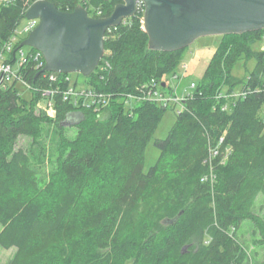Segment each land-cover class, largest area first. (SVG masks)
Masks as SVG:
<instances>
[{"label": "trees", "instance_id": "16d2710c", "mask_svg": "<svg viewBox=\"0 0 264 264\" xmlns=\"http://www.w3.org/2000/svg\"><path fill=\"white\" fill-rule=\"evenodd\" d=\"M50 1L62 11L83 4ZM118 1L89 3L105 17ZM26 11L22 0L0 2V53ZM143 22L140 10L108 29L99 64L110 67L85 76L89 89L108 97L105 107L65 100L61 90L69 82L51 81L34 58L16 70L29 97L16 81L0 82V245L16 249L8 264H264L251 262L240 240L249 223L251 245L264 249V218L254 209L264 195V50L257 46L264 29L220 35L167 137L154 141L159 156L146 171V147L175 107L144 100L129 109L121 96L138 94L150 80L167 88L163 78L177 74L187 47L149 49ZM251 59V71L233 74L239 61ZM57 85L52 119L37 104L43 90ZM238 86L247 93L227 98ZM77 112L83 117L70 138L63 123ZM22 136L33 139L31 149L17 148ZM46 138L55 158L43 180L36 169L46 166ZM32 154L40 156L38 164Z\"/></svg>", "mask_w": 264, "mask_h": 264}, {"label": "water", "instance_id": "95a60500", "mask_svg": "<svg viewBox=\"0 0 264 264\" xmlns=\"http://www.w3.org/2000/svg\"><path fill=\"white\" fill-rule=\"evenodd\" d=\"M139 1L145 6L144 29L151 50L172 52L203 36L264 29V0H121L105 17L90 16L82 5L62 11L50 0H37L25 18L39 22L18 49L27 45L43 55L40 73L89 76L104 57L106 31L135 15Z\"/></svg>", "mask_w": 264, "mask_h": 264}, {"label": "rangeland", "instance_id": "374dc122", "mask_svg": "<svg viewBox=\"0 0 264 264\" xmlns=\"http://www.w3.org/2000/svg\"><path fill=\"white\" fill-rule=\"evenodd\" d=\"M22 1L23 3L26 4V0H22ZM28 31H29L28 30V20L27 18H24L21 20L20 24L16 28L17 33L15 32V35H17L16 36L17 38L16 40H13L14 42L13 50L9 52L5 49V63L6 62L10 63L14 67L15 70H17L19 67V63L17 61L20 60L21 58L20 57L21 51H23L24 54H28V55L29 54L31 55L32 53H34V51L30 50V46H27V45L18 49L19 47L18 43L22 42L28 36V34L30 33ZM9 41L10 40L8 39L4 43L2 48H4L5 44H7ZM219 42H220V35H209V36H203V37L196 39L184 51L183 59L180 62L177 68V71L175 72L177 73V76H174L175 74L174 75L168 74L167 76H165L163 80L166 83H168V86L167 88L163 89L161 84H159V90H161L162 93H165V95L168 97L171 95L169 91L173 89L174 92L177 93V96L180 99H183L188 94L189 95L192 94L195 88L197 87V85L200 83L205 73V70L213 56V53L215 52L217 46L219 45ZM263 45H264V40H261L257 45L258 49L263 50ZM13 51L16 52V56L14 57L12 56ZM17 54L19 55L17 56ZM30 59H33V58H30ZM254 65H255L254 59H251L248 62L239 61L233 70V74L237 77H243L246 74V72H249L254 68ZM17 76L18 75L16 74V77ZM67 76L71 79L72 84L75 83V85H78V86L87 85L86 77L80 73H77V72L69 73V75ZM59 80H57L56 83H58ZM15 81L17 82V85L20 91L23 93V95H25L26 97H29L31 94L30 87L21 83L19 79H16V78L13 79L12 83ZM152 81L153 80L145 82L146 83L145 86H149ZM7 83H11V82H7ZM241 90L242 88L238 86L235 88L234 92L238 94L240 93ZM224 92L226 93L227 89H225ZM231 93H232V90H230L228 94L230 95ZM129 95L130 94L127 93L126 95L121 96V97L124 98V101L126 103L125 106L127 108L130 107L129 109H131L132 106L136 105L137 102H141V100L138 101V100L130 99ZM50 96L47 98L42 97V99L37 104V111L38 112L42 111L49 118L54 119L57 116V111L54 106L55 105L54 100ZM227 98L229 99L232 98V100L234 99V97H231V96H228ZM227 102H230V101H227ZM172 104L174 105L175 108L174 109L169 108L168 111L165 113V115L163 116L162 120L160 121L155 131L153 138L151 139V141L146 147V153H145V170L146 171L149 169L150 166H152L156 162L159 156V150L155 146L154 141L156 139L166 138L170 129L172 128V126L174 125L176 121V116H177L176 112L178 109H180L181 106H179L178 103L177 104L169 103L165 105L170 106ZM82 117H83L82 113L77 112V113L70 114L68 118L65 120V122L63 123V127H65L64 132L66 133L68 137L70 138L75 137L77 133L76 125ZM53 131H55V129L52 127L51 132ZM51 135L52 133L50 134V136ZM45 142H46L45 145L48 148L46 166L38 165L36 169L38 172V175L43 180L49 178V171L51 170V161L52 159L55 158V155L53 154L54 151H52L51 149V147H53V143L51 142L50 138H46ZM19 147L31 149L33 147V139L27 136L20 137L17 143V148ZM31 157H32V161L34 164H38L37 162L41 161L40 156H35V154H32ZM254 209L258 214H260L264 218V195H260L258 197ZM1 228H2V225L0 224V230ZM251 231H252V225L249 223H245L242 229V233H241L242 235H240V240L244 242L245 245H248V253H249L251 262L252 261H263L264 260V249L261 246L254 247L251 245V241H252ZM15 250L16 249L14 247L10 249H5L0 245V264H8V261L13 256Z\"/></svg>", "mask_w": 264, "mask_h": 264}, {"label": "built area", "instance_id": "2783aa9c", "mask_svg": "<svg viewBox=\"0 0 264 264\" xmlns=\"http://www.w3.org/2000/svg\"><path fill=\"white\" fill-rule=\"evenodd\" d=\"M6 1H10V0H4V1H0V2H6ZM37 0H26V4H27V9L30 7V5L32 3H34ZM81 2L83 3L82 6H84L87 11L88 14L92 17H101L103 10L100 7L94 6L91 3H89V0H81ZM144 11L145 10V6H144V2L143 1H139L138 2V7H137V11ZM28 20V32H31L38 24L39 20L38 19H27ZM16 32V31H15ZM17 33V32H16ZM17 35H15V33L13 34V36L11 38H9V42L7 44H5L4 48H2L3 50L1 51L2 53L0 54V82L3 83H7V82H12L13 79L18 78L19 81L27 86H29L24 80H22L21 78H19L18 76L16 77V70L14 69V67L10 64V63H5V49L7 51H12L13 50V40H16ZM263 40H264V35H263ZM263 50H264V45H263ZM19 54H17L18 56ZM20 60H18L17 62L19 63V67L26 64L30 58H34L35 59V63H36V67L40 68L45 66V59H43V55L38 51H34V53H32L31 55L29 54H24L23 51H21V56H20ZM100 65V64H99ZM98 65V66H99ZM101 71H106L109 69L110 65L108 62L101 64ZM97 69V68H96ZM48 72V71H47ZM52 74L49 75V78L51 81L56 82L57 80H60L58 82L61 81H67L69 82L68 86L65 89L61 90V94L64 96L65 100H69L71 102L76 103L77 105H83L85 107H91V106H95L96 108H101V107H105L107 106L108 103V97H106L104 95V93H99V92H95L91 89H89L86 85L84 86H78L72 84L71 79L68 76H64V73H60L63 74L62 76H57L56 72H51ZM68 75V74H65ZM177 76V74L175 75ZM159 82L156 81H152L150 83L149 86H141L139 88V93L138 94H132L130 93L129 97L130 99L133 100H153V101H157V102H161L164 104H169V103H175L180 107V109L183 107V102L185 100V97L183 99H180L177 95H170V96H166L165 93H162L161 90H159ZM30 87V86H29ZM59 85H57L56 88L54 89H45L42 92V97H49L50 95H53L54 93H56V91H58ZM52 93V94H51ZM247 92L241 90L240 93H235L232 92L230 95L227 94L226 97L231 96V97H238V96H243L245 95ZM179 109V110H180ZM223 109H227V105L225 104L223 106ZM222 140V139H221ZM227 151L229 152V150L227 149ZM211 156L210 158H212V156H215L219 153L218 149H211Z\"/></svg>", "mask_w": 264, "mask_h": 264}, {"label": "flooded vegetation", "instance_id": "af4514ba", "mask_svg": "<svg viewBox=\"0 0 264 264\" xmlns=\"http://www.w3.org/2000/svg\"><path fill=\"white\" fill-rule=\"evenodd\" d=\"M119 2H121V0H119L117 3H119ZM117 3H116V4H117Z\"/></svg>", "mask_w": 264, "mask_h": 264}]
</instances>
